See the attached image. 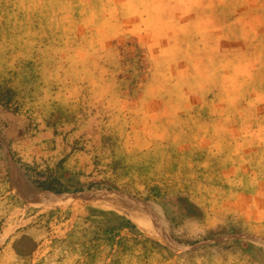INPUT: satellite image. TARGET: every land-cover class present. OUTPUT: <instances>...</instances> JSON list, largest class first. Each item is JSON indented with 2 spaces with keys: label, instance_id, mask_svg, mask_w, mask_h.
<instances>
[{
  "label": "rangeland",
  "instance_id": "obj_1",
  "mask_svg": "<svg viewBox=\"0 0 264 264\" xmlns=\"http://www.w3.org/2000/svg\"><path fill=\"white\" fill-rule=\"evenodd\" d=\"M74 9L0 0V264H264V232L223 228L237 214L176 177L174 105L135 93L139 42Z\"/></svg>",
  "mask_w": 264,
  "mask_h": 264
},
{
  "label": "crops",
  "instance_id": "obj_2",
  "mask_svg": "<svg viewBox=\"0 0 264 264\" xmlns=\"http://www.w3.org/2000/svg\"><path fill=\"white\" fill-rule=\"evenodd\" d=\"M74 11L139 42L149 71L135 93L174 105V173L203 181L202 210L263 234L264 0H75Z\"/></svg>",
  "mask_w": 264,
  "mask_h": 264
},
{
  "label": "bare ground",
  "instance_id": "obj_3",
  "mask_svg": "<svg viewBox=\"0 0 264 264\" xmlns=\"http://www.w3.org/2000/svg\"><path fill=\"white\" fill-rule=\"evenodd\" d=\"M42 196V195H41ZM42 198V197H41Z\"/></svg>",
  "mask_w": 264,
  "mask_h": 264
}]
</instances>
